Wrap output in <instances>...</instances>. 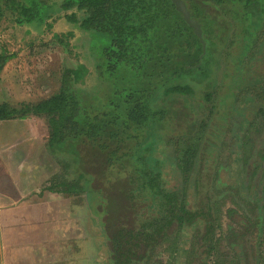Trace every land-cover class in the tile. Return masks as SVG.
I'll return each instance as SVG.
<instances>
[{
    "label": "trees",
    "instance_id": "1",
    "mask_svg": "<svg viewBox=\"0 0 264 264\" xmlns=\"http://www.w3.org/2000/svg\"><path fill=\"white\" fill-rule=\"evenodd\" d=\"M183 1L202 27L203 42L171 0H0V27L35 33L31 47L39 41L77 60L62 67L59 87L48 98L0 103V123L45 121L47 149L60 168L47 190L79 197L92 218L101 219L114 264H158L156 251L174 237L186 264H207L216 251L217 204L225 187L254 203L263 218L260 191L247 186L258 163L245 165L242 140L253 116H263L264 128V72L256 62L264 55H247L264 28V0ZM247 16L253 27L243 24ZM224 34L254 35L251 47L234 52L232 76L226 78L218 60L215 80L213 59ZM46 37L52 42L44 43ZM16 57L0 46V82ZM204 109L209 118L199 119ZM233 116L234 170L218 162L225 144L218 129ZM214 120L213 130L204 124ZM182 126L194 129L186 133ZM182 137L189 145L180 151ZM243 244L244 236L231 243L241 260Z\"/></svg>",
    "mask_w": 264,
    "mask_h": 264
},
{
    "label": "rangeland",
    "instance_id": "2",
    "mask_svg": "<svg viewBox=\"0 0 264 264\" xmlns=\"http://www.w3.org/2000/svg\"><path fill=\"white\" fill-rule=\"evenodd\" d=\"M232 15L237 17L238 13L234 12ZM226 17L228 21H232L233 19L232 16ZM247 18V22L245 19L243 24H246L247 27H253L252 17L247 16ZM262 30H264V28ZM262 30L257 34L259 44L255 48V51H259L261 56L264 55V44H262L264 31ZM237 32L243 33L240 29H238ZM247 35L244 38L242 37L244 36L243 34H237L236 37L234 34L222 35V40L225 38L226 42L224 43L223 41L218 48V59L217 55H215V59H213L215 62L217 61V69L212 73L213 79L217 80L220 77L218 60H222L219 61V67L224 68L226 78L228 76H232L233 70L231 66L236 65L238 56L236 53L240 52V48L243 53L251 47V39L254 34ZM82 36L83 35L80 33H76L75 40L77 42L82 40ZM37 37L38 35L35 33H27V30L19 31L12 28L11 25L3 24L0 27V46H5L8 51L17 55V57L5 67L2 74V80L0 82V103H34L48 98L52 95V93L57 91L59 87L61 78L60 72L62 67L64 65L70 66L76 64L77 60L72 56H69L67 52L58 49L53 50L51 46H42L39 41L31 47L30 42L37 40ZM100 40L103 41V39ZM233 40L237 42L236 45L231 44V41ZM47 42L51 43L52 41H49V38L46 37V41L44 43L47 44ZM237 45L241 46L238 47ZM237 48H239V50ZM215 53H217V50ZM215 53L213 52L212 54ZM211 61L212 58L208 61L209 68L213 69L214 62L212 63ZM258 61H260L259 70L263 73L264 60L256 59V62ZM261 88L256 89L262 90ZM201 93L204 95V92H200V94ZM200 94L199 96H201ZM255 94H257L256 91ZM215 100L217 99H215L214 96L210 105H213ZM221 110L225 111L224 106ZM221 113L223 114V112ZM209 114V110H201L199 112V119L209 118ZM256 116H253L252 119L250 118L248 128L243 135L245 138L242 140V154L245 165L247 166L249 161H251L253 165L258 163V167H256V165L254 166L250 185L253 184L255 174L259 171V164H262L264 161V146H261L264 145V137L261 135L264 132V128L262 126L263 116L259 114ZM237 118V116H233L229 126L223 129L220 127L218 129L225 132L223 135V139L225 140L223 155L220 157L218 162H220V165L227 164L224 166L231 165L233 170L235 165H233V157L231 154L236 148V136L234 134L236 128L234 125L236 121H238ZM211 122L204 121V124H208V126H210L213 130L218 123L216 120ZM186 128L187 127H185V129ZM185 129L182 126V129L180 130L184 131ZM193 129V126H189L186 133H191ZM47 137L48 131L43 119L30 117L26 120H13L10 122L0 123V144H6L7 147L11 148L17 146L18 144L20 145L21 143L35 140V142H38L41 145V148L40 150H37L36 148H33V150L26 149L28 153V155L26 153L27 158L29 160L33 158L31 161L32 163H41V168H45L49 175L52 174L54 176L59 172L60 168L47 149ZM179 141L180 151L181 149L184 150L187 147V144L189 145L187 140L183 137ZM14 143L18 144L12 145ZM2 145H0V148ZM3 156L4 153L0 156L1 160ZM14 162L17 163L18 166L19 163H23V161L19 160V158ZM14 169L19 170V168L16 167H14ZM225 177L226 175L221 172L222 181ZM225 193L227 194L224 195L220 203L217 204V217L220 226L215 240L216 251L212 253L208 264H239V257L237 256L239 248L235 249L232 247L231 243H237L236 238L243 234H245L244 244L246 243V246L244 245L243 249L246 252V255L249 254L252 258L250 264H264V226L262 228V232L260 233L259 227H261V225L258 220L259 215L257 213L256 205L252 204L253 207H251L248 201L240 196L237 193V190L231 187H225L224 194ZM73 200L78 202L77 197L73 198ZM84 209L85 208L81 206V209L78 210V212H83ZM235 234L238 236L234 237ZM178 246V237H174L171 243L166 242L165 245H162L156 251V262H158V264H177L176 261L179 258L181 263L184 262L183 264H186V260L188 263L190 260L184 258L185 254ZM256 255L260 257L257 260ZM241 261L243 262V260Z\"/></svg>",
    "mask_w": 264,
    "mask_h": 264
},
{
    "label": "crops",
    "instance_id": "3",
    "mask_svg": "<svg viewBox=\"0 0 264 264\" xmlns=\"http://www.w3.org/2000/svg\"><path fill=\"white\" fill-rule=\"evenodd\" d=\"M33 148L41 145L0 148V264H114L101 219L75 197L47 190L54 176L27 158Z\"/></svg>",
    "mask_w": 264,
    "mask_h": 264
},
{
    "label": "flooded vegetation",
    "instance_id": "4",
    "mask_svg": "<svg viewBox=\"0 0 264 264\" xmlns=\"http://www.w3.org/2000/svg\"><path fill=\"white\" fill-rule=\"evenodd\" d=\"M259 44V41H258V39L256 40V46ZM254 53H255V50L254 51H249L248 52V56H253L254 55ZM260 56V53L259 52H257V57H259ZM246 59H247V57H246ZM254 60H255V58H254ZM264 163V162H263ZM263 167H264V165H263ZM251 176L252 175H250L249 177H248V179H247V186H250L251 187V189H257L256 191H254V192H259L260 193V197H262L263 198V202H262V205L264 206V192L262 193V195H261V190H263L264 191V176H263V173L261 172L260 173V171L259 172H257V174L255 175V179H254V181H253V184L252 185H250V179H251ZM246 191V190H245ZM250 192H252V191H250ZM249 203V205H251V207H253V205L252 204H254V203H252V202H248ZM263 206L262 207H260V209H262V212H261V215H263V218H262V220L260 219V217L258 218V220H259V222H260V225H261V227H259V230H260V233L262 232V228H263V226H264V209H263ZM257 213H258V210H257ZM258 215H259V213H258ZM245 234H243V235H234V237L235 236H238L237 238H236V240H237V242L238 241H240V238L241 237H243ZM233 236V235H232ZM244 241H245V238H244ZM246 246V243L245 244H243V246ZM244 259H242L243 260V262L241 261V259H239V264L241 263V264H250L251 263V261H252V258H251V256L248 254V255H246V252H245V255H244V257H243ZM258 258H260L258 255H256V260L258 259ZM208 264V263H207Z\"/></svg>",
    "mask_w": 264,
    "mask_h": 264
},
{
    "label": "water",
    "instance_id": "5",
    "mask_svg": "<svg viewBox=\"0 0 264 264\" xmlns=\"http://www.w3.org/2000/svg\"><path fill=\"white\" fill-rule=\"evenodd\" d=\"M175 5L176 10L181 13L184 17L185 22L188 24L190 28H192L196 34V36L203 42V31L201 25L192 18V14L189 11L186 3L183 0H171ZM203 48L205 52V44L203 43Z\"/></svg>",
    "mask_w": 264,
    "mask_h": 264
}]
</instances>
